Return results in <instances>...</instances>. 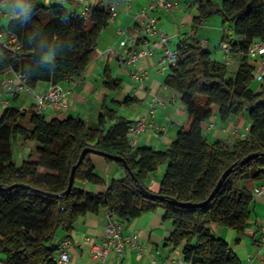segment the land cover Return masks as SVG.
<instances>
[{
    "label": "trees",
    "instance_id": "obj_1",
    "mask_svg": "<svg viewBox=\"0 0 264 264\" xmlns=\"http://www.w3.org/2000/svg\"><path fill=\"white\" fill-rule=\"evenodd\" d=\"M3 2L11 7L12 0ZM27 3L29 13L9 19L0 28L16 39L14 43L8 36L0 40V73H21L31 89L39 83L57 85L81 79L97 57L96 43L111 19L110 12L92 6L87 21L62 4ZM189 5L197 16L188 41L176 50L177 61L164 85L178 96L191 125L187 130L180 128L167 149L132 148L127 140L132 122L109 108L106 99L94 126L78 117L48 121L35 112L27 118L18 108H5L0 119L1 264H55L57 235L71 234L79 218L105 208L124 225L162 209L163 220L172 228L167 245L172 250L182 248L183 264H241L228 243L211 235V225L243 235L250 228L254 203L242 183L264 182V89L251 90L255 68L247 57L252 41H264V0H191ZM213 15L220 16L223 27L231 25L239 38L233 42L225 33L221 40L237 54V71L230 78L226 66L211 58L197 36L198 28ZM46 55L51 59H45ZM102 76L107 91L121 90L107 65ZM137 102L126 97L114 105L130 107ZM244 114L251 124L246 138L226 145L209 143L204 137L202 124L211 117L217 115L225 122ZM25 120L28 127L21 125ZM17 138L37 145V162L24 159L16 164ZM87 148L120 158L113 161L101 156L122 171L121 178L98 194L80 189L82 183L105 185L95 172L94 154L88 153L75 170L70 192L63 195L72 167ZM250 154L258 156L244 163ZM162 166L165 172L158 190L150 192L144 181ZM228 168H232L230 173L207 205L184 208L169 202H204ZM15 184L27 188L8 189ZM140 185L163 199L145 198ZM239 242L237 238L234 244Z\"/></svg>",
    "mask_w": 264,
    "mask_h": 264
},
{
    "label": "crops",
    "instance_id": "obj_2",
    "mask_svg": "<svg viewBox=\"0 0 264 264\" xmlns=\"http://www.w3.org/2000/svg\"><path fill=\"white\" fill-rule=\"evenodd\" d=\"M45 5L62 4L71 12H78L79 7L75 0H40ZM88 6H98L100 4H115V16L112 17L107 27L101 31L96 43L97 57L88 67L81 79H71L61 84L65 91V107L58 110H47L44 113L46 120H65L69 117H78L85 120L90 126H94L96 119L101 114V102L106 99L109 108L115 109L117 113L125 117L130 122H134L139 117L146 116L154 97L161 100V104L153 106L154 113L149 117L147 131L138 138L137 147L152 148L156 151L165 150L175 140L179 128L191 125L190 119L186 116L185 107L180 102L178 96L164 85V80L170 72V66L164 61V48H159L149 57L138 60L135 66H128L120 62L114 54L104 57L100 55L106 51L122 53L120 41L122 33L128 36L139 35V28L134 19V14L138 10H148L149 6L156 0H86ZM178 7L172 13L162 10H149V13L157 18V26L160 31L168 38V48L177 50L182 42H187L191 35L193 19L197 16V10L189 5L191 0H177ZM218 1V0H215ZM219 16V15H218ZM223 35L226 33L229 40L239 41L233 35L231 25L222 26ZM8 20L0 19V28L6 27ZM228 27V30L226 28ZM222 35V37H223ZM222 40V39H221ZM171 42H175L172 47ZM204 42L207 45L206 41ZM221 43L217 47L215 61L224 62L229 60L227 77H233L237 71V54L228 52ZM109 67L112 78L121 83L120 96H114V92L107 91L103 86V70ZM136 69L146 73V79L139 83L130 79V71ZM13 72L6 70L0 73V79L10 77ZM51 84L39 83L33 91L44 93ZM251 90L260 92L264 89V84L253 81ZM126 97L135 98L138 102L130 107H116L115 102H123ZM2 98L8 102L7 107H15L26 113L27 116L35 112L34 98L31 92H24L11 96L2 92ZM0 104V119L5 108ZM212 125H216L213 127ZM250 122L247 114L230 118L223 122L215 115L202 124L203 135L207 140L218 141L222 144L231 145L236 139H244L249 133ZM160 128L159 133H155V127ZM169 135V138H168ZM17 138L16 144L21 146L37 145L24 142ZM18 141V142H17ZM26 143V144H25ZM22 152L23 155H27ZM17 154L20 152L17 150ZM24 157H17L16 164L24 160ZM92 163L97 176L104 181V186L82 183L78 187L84 191L98 194L104 192L109 183L122 176V171L112 163H107L101 156H91ZM164 166L157 169L145 181L144 186L150 192H157L159 183L164 175ZM247 186H243L252 194L255 187L264 186V182L245 181ZM254 211L250 228L241 236H237L231 229L211 225V235L228 243L235 255L240 259L241 264H264V195L254 196ZM107 217L103 211L98 214H87L77 220L71 234L67 235L60 232L56 237L55 244L59 250V244L63 239L68 238L70 244L67 247L70 260L67 264H182L181 247L172 250L167 245V239L171 233V223L163 220V210L143 214L128 224L124 225V235L133 233L137 235L135 247L125 245L121 255L109 253L103 259H93L90 248L93 244L102 241L104 228L107 224ZM239 238V244H234L235 239ZM255 242V243H254ZM58 250L55 254L57 256ZM0 254V264L3 260Z\"/></svg>",
    "mask_w": 264,
    "mask_h": 264
},
{
    "label": "built area",
    "instance_id": "obj_3",
    "mask_svg": "<svg viewBox=\"0 0 264 264\" xmlns=\"http://www.w3.org/2000/svg\"><path fill=\"white\" fill-rule=\"evenodd\" d=\"M79 11L76 12L81 18H85L90 12L86 0H75ZM177 0H156L153 2L148 10H138L134 14V19L139 28V35L128 36L125 33L120 41V48L122 53L117 54L114 51H106L100 56L104 57L108 54H114L120 62L126 63L128 66H135L140 58L149 57L155 53L159 48H164L165 58L164 61L168 62L170 67L174 66L177 61V51L168 48V38L165 33L159 30L157 26V18L149 13V10H162L167 13H172L178 7ZM105 7L111 14V18L115 16V4L106 5L100 4ZM9 7L6 3L0 4V19L9 20L13 18L9 12ZM8 36L11 43L16 41L14 36L0 31V40ZM205 45L204 42H201ZM181 45V44H180ZM224 48L230 52L228 45ZM247 57L250 63L254 66V80L260 84H264V41L254 40L247 51ZM225 66L229 65V60L223 62ZM130 79L136 82H143L146 79V73L133 69L130 71ZM2 92L11 96H15L24 92H31L34 98L35 113L44 115L47 110H58L65 107L67 91L61 84L51 85L44 93H35L33 89L29 88L26 83V78L21 73H13L10 77L0 79V104L7 107L8 102L2 98ZM161 104L158 97H154L151 102L148 114L139 117L131 123L128 132L127 140L132 148L138 146V138L141 134L147 131L149 126V117L154 113L153 106ZM216 127V125H212ZM155 133H159L160 128L155 127ZM247 137V136H246ZM264 195V186L255 187L252 191V196ZM108 221L104 228L102 241L93 244L90 248V254L93 259H103L109 253L121 255L125 245L135 247L137 243V235L128 233L124 235V224L119 221L116 215L105 208L102 210ZM70 244L68 238L63 239L59 244L57 256H55V264H67L70 260L67 247ZM183 264V263H182Z\"/></svg>",
    "mask_w": 264,
    "mask_h": 264
},
{
    "label": "rangeland",
    "instance_id": "obj_4",
    "mask_svg": "<svg viewBox=\"0 0 264 264\" xmlns=\"http://www.w3.org/2000/svg\"><path fill=\"white\" fill-rule=\"evenodd\" d=\"M85 19L88 21L89 17L88 15L85 17ZM219 16L213 15L208 20L204 22L202 26L198 28L197 36L200 41H206L207 45L205 46L206 51L209 53H212V57L215 58V53H217V47L221 43L223 30L221 27V24L219 23ZM228 26V25H226ZM228 30V27L226 28ZM172 47L175 46V42H171ZM121 94L120 92H114V96L119 97ZM28 118V116H27ZM21 125L28 127L27 120L23 121ZM180 129V128H179ZM188 127H185L184 130H187ZM203 132V131H202ZM169 138V135H168ZM21 141V139H19ZM18 142V141H17ZM210 143L211 141L208 140ZM26 144V143H25ZM17 150L20 152V154H17ZM14 151V159L16 160L17 157H24L25 159L29 160L30 162H37L39 159L38 154L36 153L34 147L32 146H21L19 147L17 144L13 147ZM28 152L27 155H23L22 152ZM242 186H247V183L245 181L242 183Z\"/></svg>",
    "mask_w": 264,
    "mask_h": 264
},
{
    "label": "water",
    "instance_id": "obj_5",
    "mask_svg": "<svg viewBox=\"0 0 264 264\" xmlns=\"http://www.w3.org/2000/svg\"><path fill=\"white\" fill-rule=\"evenodd\" d=\"M88 153L89 154L98 155V156L107 157V158H109V159H111L113 161H121L120 158H118L116 156H113V155H107V154H104L102 152H99V151H96V150H93V149H88V148L87 149H83L81 151L80 155H79V159H78L77 163L72 167V169L70 171L68 185H67V188L64 191L63 195H67L70 192V190L72 188V185H73V181H74V173H75V170L79 166V164L81 163L83 157L86 154H88ZM257 156H258V154H250V155H248V156H246L244 158L243 162L244 163L245 162H248L251 159L256 158ZM231 169L232 168H228L227 170H225L223 172V174L220 176L219 180L217 181L215 187L213 188L212 192L210 193V195L208 196V198L204 202L197 203V204L181 203V202H175V201H169V202L172 203V204H175L176 206L184 207V208H192V207L199 208V207H203V206L207 205L213 199V197L216 194V192L220 189L222 183L225 181V179L228 176V174L230 173ZM16 187L27 188V186H25V185L15 184V185L10 186L8 189H12V188H16ZM139 189H140L141 193L143 194V196L145 198H148V199H151V200H154V199H163L162 196H160V195L147 192L141 185L139 186Z\"/></svg>",
    "mask_w": 264,
    "mask_h": 264
},
{
    "label": "clouds",
    "instance_id": "obj_6",
    "mask_svg": "<svg viewBox=\"0 0 264 264\" xmlns=\"http://www.w3.org/2000/svg\"><path fill=\"white\" fill-rule=\"evenodd\" d=\"M30 8L31 5L27 3V0H12L9 12L13 16V18H19L29 13ZM44 58L51 59V55H46Z\"/></svg>",
    "mask_w": 264,
    "mask_h": 264
}]
</instances>
